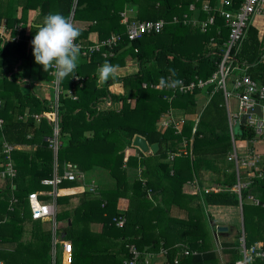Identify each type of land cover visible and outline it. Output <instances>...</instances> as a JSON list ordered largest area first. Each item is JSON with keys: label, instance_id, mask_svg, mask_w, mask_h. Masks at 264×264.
Instances as JSON below:
<instances>
[{"label": "trees", "instance_id": "16d2710c", "mask_svg": "<svg viewBox=\"0 0 264 264\" xmlns=\"http://www.w3.org/2000/svg\"><path fill=\"white\" fill-rule=\"evenodd\" d=\"M202 2L0 0V23L9 31L7 39L0 35V170L6 163L3 143L14 147L9 156L15 169V176L11 180L6 178L0 187V261L5 264L50 263L52 228L46 226L49 222L31 219L28 195L48 190L41 181L51 177L56 159L60 174L66 166L84 175L91 174V177L104 170L112 182L110 186L103 182L97 184L96 192L84 190L78 195L56 197L55 223L64 222L65 225L55 228L54 235L61 233L71 240V264H123L130 258L128 246H134L142 255L164 250L166 264H220L204 210L200 205L180 203L185 198L181 193L182 186L192 175L190 157H176L171 164L161 162L169 154L178 152L186 130L181 135L172 127L160 132L156 128L157 121L169 107L193 112L191 95L176 94L169 102L170 90L151 88L161 77H170L169 69H174L177 74L173 79L186 83L204 81L217 71L229 28L214 8L207 4L209 10H205ZM232 4L223 10L236 12L242 0H232ZM127 5L137 9L136 17L128 21L164 20L166 24L159 33H144L129 40L125 26L120 23ZM18 7L21 8L20 17L15 15ZM29 10H36V15L27 27ZM71 12L73 22H84L83 26H77L81 34L75 42L85 49L92 45L91 32L97 34L99 41L112 36L120 39L114 47L81 55L74 75L58 83L59 146L54 157L47 142L52 136V125L40 115L49 110L55 92L51 88L50 98H44L37 85H32L33 81L36 84L51 82L53 69L45 73L43 67L35 63L31 41L47 14L70 16ZM194 15L203 22L211 16L214 20L202 32V23L199 27L190 24ZM173 18L177 21L172 22ZM210 42L214 43L211 49L207 47ZM230 55V76L239 78L243 70L253 81L264 86V33L259 38L258 30L249 23L243 39ZM127 58L138 61L136 73L110 78L98 85L95 75L98 66L105 62L123 66ZM16 64L17 68L14 67ZM75 76L78 81H74ZM115 82L121 83V94L109 92L108 88ZM68 90L73 91L75 99L67 94ZM197 91L200 90L193 94ZM106 101L111 105L106 106ZM136 135L143 137L149 145L157 144L158 150L149 156L138 152L140 158H127L129 167L142 168L129 185L124 158ZM234 139L251 142L255 135L246 124H239ZM230 151L223 92L217 89L201 113L192 154L200 157L199 161L205 165V156H221ZM261 172L263 176L253 177L251 185L242 192L243 230H237L232 240L221 239L219 242L221 253L226 256L224 264H235L242 259V235L247 250L257 241L264 247V208L245 201L250 194L264 203V168ZM226 177H231L228 184H233L234 175L226 174ZM78 184L64 181L60 186ZM79 190L61 189L59 193ZM127 191H130V201L137 202V208L120 211L116 201L127 196ZM203 201L207 206L239 204L237 196L227 191L205 193ZM174 208L180 209L184 216L174 217L171 214ZM119 218L123 219L120 227L116 225ZM26 224H29L27 228ZM93 224L100 225L98 232H92ZM174 230L180 233H170ZM185 251L189 255H184ZM192 252L197 254H190ZM250 264H264V259L256 258Z\"/></svg>", "mask_w": 264, "mask_h": 264}, {"label": "crops", "instance_id": "0c3cea01", "mask_svg": "<svg viewBox=\"0 0 264 264\" xmlns=\"http://www.w3.org/2000/svg\"><path fill=\"white\" fill-rule=\"evenodd\" d=\"M202 4H203V7L207 6V4H209L212 8L215 9L216 13L219 15H220L221 11H223V12L226 11V10H223L224 7H228L230 5L233 6L232 0H203ZM190 9H193L192 5H190ZM136 13H137V9L135 6L127 5V6H125L122 14H124L125 18L129 19V18L136 17ZM15 15L17 17L21 16V8L20 7H18L16 9ZM35 15H36V10H29L28 11V19L29 20H28V26L27 27H29V23H30L31 19L34 18ZM207 21H208V19H206L204 22L202 20L200 21V19H198L197 15H194L192 21H190V24L192 26H198L199 27L200 23L203 24V23H206ZM74 23L76 26H79V27L84 25V22H74ZM120 23H121V21H120ZM250 23L252 26H254L258 30V37L261 38L263 33H264V10L260 14L253 16L251 18ZM20 25L17 26V29L20 28ZM28 30H29V28H27V31ZM200 31L203 32L204 29H202ZM8 32L9 31H6L4 29L3 24L0 23V35L7 39V38H9ZM89 39L91 41V44L99 41L97 34L95 32H91L89 34ZM208 46L211 49L214 47V43L210 42L207 45V47ZM17 65L18 64H16L14 67L17 68ZM99 67L100 66H98L97 69ZM120 68H121V71L116 76L117 78L121 77V76H126V75L136 73L138 71V61L136 59H133V58H127L125 60L124 65L120 66ZM97 69H96L95 75H96V78L98 80ZM242 74H244L243 70L241 72V75ZM235 78H236V75H232L227 80V83L229 85H228V87L226 85V87H227V90L230 92H232V90H233V83H234ZM74 81H78L77 76L74 77ZM32 85L33 86L37 85V87L40 90V95L44 98H50V96H51L50 95V89L53 88L54 92H55V88H56L54 79L51 82H49L48 84H36L35 81H33ZM22 87H23V90H25V87L24 86H22ZM108 90L110 93H113V94L114 93L115 94H121L123 92L122 85H121V83H118V82L113 83L108 88ZM155 90H158V89H155ZM160 91H169V90H160ZM216 91L217 90L213 89V87L212 88L206 87L200 91H197V93H195V94H193L194 92L191 93L190 94L191 100L194 103V107H195L193 112L185 113L183 108L169 107L166 111L161 113V115L157 121V124H156V128L160 132H164L169 127H172L175 130V133L181 135L184 132V130H186V134H184V136H182L183 138H182V142L180 144L178 152L174 153V154H169L168 157L165 159H162L161 162L171 164L175 160L176 157L180 158V159L184 158L186 156L190 157L189 160L191 161L190 163H191V168H192V175H191V179L184 182V184L182 186L181 193L185 196V198L181 199L180 203L182 205H200L204 211L206 210L208 215H209L210 209H214V208L219 207V206H217V205H208L207 206L203 201V194L227 191L230 194L236 195L237 199H238V195L234 191H232V187L236 185L237 180L239 181V183L241 185H246V187L243 189V191H244L245 189H247L249 187V185H251L253 177H255V176L259 177L258 174L253 175L249 171H246L243 168H239V167L235 166V164L232 161H229L227 159V157L230 154L235 152L239 156H244L247 154V155L256 157L257 166H258V169L260 170L259 173L261 174V176H263L261 169L264 168V135L263 136H256V134L254 133L255 139L252 140L251 142H247L246 140H235L234 139L235 131H237L239 124H241L240 123L241 118L237 121L236 124H234L232 126L229 123V114L230 113H236L238 111V105H237V109L235 112L231 111V104H232L231 103V97H233L237 101V98L234 95L230 96L228 99H225L224 94H223V104H224V108H225V112H226L228 133L230 136V143H231V151L228 154L221 155V156L220 155L219 156H217V155L205 156L203 159L206 163L205 165L203 162L199 161L201 159L200 157H197V156L195 157V155L192 154L193 143H194V134L196 132V129L199 126L201 113L204 110V108L206 107V105L209 103L213 94ZM72 92L73 91L68 90L67 94L69 96H71L73 99H75V97L72 96V95H74V94H72ZM170 92H171V94L168 97L169 102H170V100L175 98L176 94H182V93H176L174 91H170ZM52 98L54 99L53 95H52ZM53 99H51V103H52ZM51 103H50V106H51ZM50 106H49V109H50ZM165 122H168L169 124L165 125L164 124ZM244 124H246V122ZM188 128H189V133L187 132ZM136 136H139V135H136ZM24 148H26V146H24ZM157 150H158V148H157ZM138 152L142 153L145 156H149L151 154L156 153V152L152 153L150 150L147 151L146 153H143L137 147L132 146V143H131V147L128 148L125 152V158H124L125 165L123 166L125 171H127V173H128L129 185H131L132 181L139 176L142 168L140 166L129 167L126 164V161H127V158L130 156H136L137 158H140V156H138ZM57 171H58V167H57ZM98 174L99 173H97V175ZM170 174H172V171L170 172ZM226 174H233L234 175L233 184H230V185L228 184V182L232 178L231 177H230L231 179L229 177L227 178ZM84 177H86V176L84 175ZM4 180H5L4 178L0 177V187L3 185ZM103 183L105 186H110L112 184L111 180L109 181L106 179ZM86 186H88L89 188H87ZM73 188H80L81 190H79L75 193H70V194L59 193L57 197L78 195V194L82 193L84 190H89L90 192H96V189L98 187L94 186V185H92V186L88 185V182L86 181V179H84V181L82 183L80 182L77 186L63 187V188H60L59 190H61V189H73ZM90 188H93L94 191H91ZM129 192L130 191H127V196L120 197L117 199L116 207L118 210H120V211L135 210L137 208V202L130 201ZM192 197H194V198H192ZM250 197H252L254 199L253 200L249 199ZM256 200L258 201V203L255 202ZM245 201L249 202L253 205H264V203H260L256 197H254L253 195H250V194L246 197ZM238 202H239L238 206H221L220 205V207H223L224 210L230 216L234 215L238 211L239 215H240L241 226H242V203H243L242 202V195H241V199L240 200L238 199ZM171 211H172L171 214L178 219H180L182 216H184L183 212L178 208H174ZM204 214H205V212H204ZM208 220L210 221L209 226H210L211 235L213 237V246L215 248V252L219 255L220 264H224V259L226 258V256H224L221 253L222 249L219 245V242L221 241V239H224V241L232 240L234 238L235 234L237 233V230H239L240 228L236 229V228L230 227V225H228V226H225L228 228L226 232L217 233L216 232V226L217 225L215 224V222L210 220V215L208 216ZM49 223L51 225L52 233H53L52 241H53V239H55L57 241L66 240V241L71 242V240L64 238V234L63 235L61 234L60 240L57 238L58 234L54 235L55 228L62 227L63 225H65L64 222H57V223H54V225L51 224V222H49ZM99 227H100L99 224H93L91 226L92 232H98ZM242 230H243V228L241 229V231ZM233 231H235V232H233ZM170 233L178 234L180 232L177 230L176 231L174 230L173 232L171 231ZM218 237L220 238V240ZM242 241H244L243 238H240V252H241ZM256 243L262 244L260 241L255 242V244ZM71 244H72V242H71ZM255 244H253V245H255ZM58 246H59L60 253H58V250H57ZM58 246L55 245V249L57 250L58 260L60 261V254H61V248L62 247L60 244H58ZM53 248H54V246L52 244L51 252H52ZM148 253L154 254V256L151 258L153 261H151L150 263L166 264V259H165L166 258V256H165L166 251L160 250L157 253L156 252L155 253L154 252H148ZM148 264H149V261H148Z\"/></svg>", "mask_w": 264, "mask_h": 264}, {"label": "built area", "instance_id": "2783aa9c", "mask_svg": "<svg viewBox=\"0 0 264 264\" xmlns=\"http://www.w3.org/2000/svg\"><path fill=\"white\" fill-rule=\"evenodd\" d=\"M76 2V0H74ZM205 10H209L208 6H204ZM264 10V0H242V4L238 8L236 12L229 11H221L220 15L224 18L226 25L229 28L228 39L225 44V50L222 54L221 61L218 65V69L215 73H213L206 80H197L196 82L186 83L183 80V85L176 89H160L157 87V84L151 85V88L158 90H170L176 93L182 94H191L195 90H202L204 88L213 87L215 90H222L225 99H228L230 96L234 95L237 98L238 111L236 113L229 114V123L230 125H234L237 121L243 116L246 115L245 122L251 127L256 134V136L264 135V119L262 117H258L255 114L247 113L248 110L253 109L254 107H259L261 115L264 116V86L257 84L253 81L248 75L242 74L239 78H236L233 83L232 92L227 90L226 81L230 77V73L232 68L231 64V50L238 44L244 37L245 29L247 25L250 23L251 18L257 14H260ZM72 18V12L70 14ZM121 23L125 26L126 36L129 40H134L139 38L144 33H159L166 21H148V22H137V21H128L125 18L124 14H121ZM214 17L211 16L208 18L206 23L201 24V29H205V26L213 23ZM177 19L173 18L172 22H176ZM19 30V28H18ZM120 37L112 36L103 41H98L93 43L91 46L85 49L79 43H77L81 48L82 55H90L93 52H97L100 48L106 47L111 48L114 47ZM17 40V37H15ZM54 71V69H53ZM55 95L54 99L51 103L50 109L48 112H42L40 116L45 117L52 125V136L47 139L49 147L52 149L54 157H56L59 140V107H58V93L59 86L58 83L55 82ZM145 87V84L142 85ZM110 102L106 101V106H110ZM36 119L39 116L34 115ZM169 124L168 122L164 123ZM2 125V119H0V129ZM3 153L6 156V163H4V168L0 170L1 178H8L11 180L15 176V169L12 165L11 158L9 156L10 152L14 148L12 145L7 143H3ZM227 159L232 161L235 166L239 168H243L246 171H249L251 174H258L260 170L257 166L256 157L250 155L239 156L235 152L230 154ZM53 164V172L50 178L44 179L41 181V184L49 187L48 190L33 192L28 195V204L30 209V217L32 220H40L51 222L54 225L55 217H56V197L58 196L61 188V184L66 182H78L82 183L85 179L84 174L81 172H77L72 169L70 166H66L62 172V174L57 171V163L56 159H54ZM246 187V185H241L237 180L235 186L232 187V191H234L238 195V199H241L242 191ZM91 191H94L93 188H90ZM39 196H46L47 199L41 200ZM249 199H254L250 197ZM258 203V201H255ZM264 208V205H261ZM116 225L118 227L123 225V219L119 218L116 221ZM52 244L54 248L51 252V261L49 264H71L73 261L72 258V244L70 241L61 240L57 241L53 239ZM61 245V254L60 261L58 260V253L55 249V245ZM128 251L130 254V258L125 260L123 264H148V261L154 256L153 253H146L142 255L134 246H128ZM192 255H196V252L190 253ZM241 254L242 259L250 258V261H253L256 258L264 259V247L260 243H256L248 250L245 248L244 241H242L241 246ZM184 255H189L188 251L184 252ZM240 259V260H242ZM0 264H5L0 261ZM237 264V261L235 262Z\"/></svg>", "mask_w": 264, "mask_h": 264}, {"label": "clouds", "instance_id": "9594fccd", "mask_svg": "<svg viewBox=\"0 0 264 264\" xmlns=\"http://www.w3.org/2000/svg\"><path fill=\"white\" fill-rule=\"evenodd\" d=\"M80 29L71 16L60 13L47 14L31 41L35 63L41 65L45 73L50 69L54 82H62L69 75H74L82 55L80 46L75 42L80 36ZM121 71L120 65L105 62L97 69L98 85H103L110 78L115 79ZM169 78L161 77L157 85L160 89H176L183 85L176 77L174 69L168 70ZM237 264H250V258L238 260Z\"/></svg>", "mask_w": 264, "mask_h": 264}, {"label": "rangeland", "instance_id": "374dc122", "mask_svg": "<svg viewBox=\"0 0 264 264\" xmlns=\"http://www.w3.org/2000/svg\"><path fill=\"white\" fill-rule=\"evenodd\" d=\"M226 85L228 87V83L226 81ZM231 111L232 112H235L236 109H237V101L236 99H234L233 97H231ZM100 173L97 175L94 176V177H91L90 175L88 174H85L86 177V181L88 182V185L92 186H97V184L99 183H102L106 180H109L110 181V177L108 176V174L106 172H104V170H100L99 171ZM87 188H89L88 186H86ZM81 190V189H80ZM56 210H57V207H56ZM205 212V216H206V219L208 221V223L210 224V221L208 220V216L210 215V220L215 222V224L217 225L216 227L218 226H228L230 225V227H233V228H240V230L242 229V226H241V220H240V215H239V212L237 211L234 215H229L223 207H216L214 209H210V212H209V215L208 213L206 212V210L204 211ZM29 226V224H26V228ZM47 227H51L50 224H46ZM235 232V231H233ZM232 232V233H233ZM61 236V233H58L57 235V238L60 240ZM243 236V235H242ZM241 236V238H242ZM26 238V236H25ZM58 246V245H57ZM57 250H58V253H60V250H59V246L57 247ZM118 261V259L116 260ZM151 261H153L152 259L149 260V264H153V263H150Z\"/></svg>", "mask_w": 264, "mask_h": 264}, {"label": "water", "instance_id": "95a60500", "mask_svg": "<svg viewBox=\"0 0 264 264\" xmlns=\"http://www.w3.org/2000/svg\"><path fill=\"white\" fill-rule=\"evenodd\" d=\"M247 113L256 114L257 116L264 118V116L261 115V112H260L259 107H257V106L254 107L253 109L248 110ZM245 118H246V115H243L241 117V121H240L241 124H244L245 123ZM132 146L137 147L143 153H146L149 150L152 153H154V152L157 151V148H158V145L157 144L148 145L147 142H146V140L143 137H140V136H135L133 138V140H132ZM227 229H228L227 227L218 226V227H216V232L217 233L226 232Z\"/></svg>", "mask_w": 264, "mask_h": 264}]
</instances>
